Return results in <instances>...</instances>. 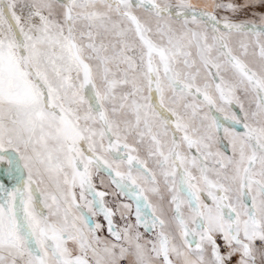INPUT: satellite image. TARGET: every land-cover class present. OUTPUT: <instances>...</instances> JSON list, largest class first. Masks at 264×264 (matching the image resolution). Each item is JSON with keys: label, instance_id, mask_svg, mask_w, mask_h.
<instances>
[{"label": "snow or ice", "instance_id": "6c2138e0", "mask_svg": "<svg viewBox=\"0 0 264 264\" xmlns=\"http://www.w3.org/2000/svg\"><path fill=\"white\" fill-rule=\"evenodd\" d=\"M0 264H264V0H0Z\"/></svg>", "mask_w": 264, "mask_h": 264}, {"label": "rangeland", "instance_id": "374dc122", "mask_svg": "<svg viewBox=\"0 0 264 264\" xmlns=\"http://www.w3.org/2000/svg\"><path fill=\"white\" fill-rule=\"evenodd\" d=\"M194 3L201 2V0H193Z\"/></svg>", "mask_w": 264, "mask_h": 264}]
</instances>
